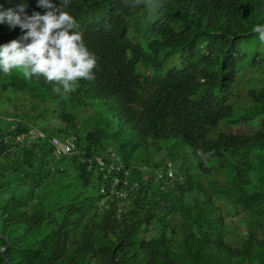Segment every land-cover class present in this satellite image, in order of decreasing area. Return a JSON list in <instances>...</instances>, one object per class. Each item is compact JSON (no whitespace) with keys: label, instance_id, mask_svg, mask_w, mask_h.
<instances>
[{"label":"trees","instance_id":"trees-1","mask_svg":"<svg viewBox=\"0 0 264 264\" xmlns=\"http://www.w3.org/2000/svg\"><path fill=\"white\" fill-rule=\"evenodd\" d=\"M18 5L47 11L0 0ZM65 11L97 57L94 80L61 96L0 72V264H209L205 251L264 264V42L252 31L264 0ZM22 35L0 24V45ZM68 138L75 150L56 155L52 140Z\"/></svg>","mask_w":264,"mask_h":264},{"label":"clouds","instance_id":"clouds-1","mask_svg":"<svg viewBox=\"0 0 264 264\" xmlns=\"http://www.w3.org/2000/svg\"><path fill=\"white\" fill-rule=\"evenodd\" d=\"M71 0H60L59 6L51 0H39V6L47 9L44 14L24 15L23 5L0 10V24L18 26L23 35L0 45V72L5 75L14 70L25 79L43 77L53 84V92L67 96L81 80L95 79L97 57L91 52L79 31V25L67 11ZM155 14L164 6V0H145ZM150 5V6H149ZM253 32L264 42V25H255Z\"/></svg>","mask_w":264,"mask_h":264},{"label":"rangeland","instance_id":"rangeland-1","mask_svg":"<svg viewBox=\"0 0 264 264\" xmlns=\"http://www.w3.org/2000/svg\"><path fill=\"white\" fill-rule=\"evenodd\" d=\"M143 19L141 18V16H137L136 19L132 22V31L133 33L137 32L142 26H143ZM264 70V68H261ZM244 84V80H240L239 81V89H238V93L240 94V98L237 100V102H241L242 101V97H243V92L242 90H240V87H242ZM16 100V99H15ZM231 103H234L233 100L231 101ZM22 109V108H21ZM23 111V109H22ZM153 161L152 157L147 158V162L148 164H151ZM199 183V175L198 174H190L187 177V183L185 184L183 189H191L193 187H195L197 184ZM181 201V196L180 194L178 195L177 198V203L180 204ZM205 257L207 259V262L209 264H230V259L228 257V255L226 253H221V252H204Z\"/></svg>","mask_w":264,"mask_h":264},{"label":"built area","instance_id":"built-area-1","mask_svg":"<svg viewBox=\"0 0 264 264\" xmlns=\"http://www.w3.org/2000/svg\"><path fill=\"white\" fill-rule=\"evenodd\" d=\"M52 143L55 147V154L56 155H67L71 154L75 150V144L73 139H66L62 142H59L58 140H52ZM171 170L168 171V176L171 177Z\"/></svg>","mask_w":264,"mask_h":264}]
</instances>
